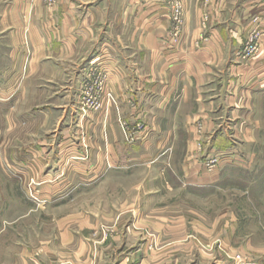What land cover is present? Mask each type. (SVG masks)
I'll return each instance as SVG.
<instances>
[{"label":"rangeland","instance_id":"rangeland-1","mask_svg":"<svg viewBox=\"0 0 264 264\" xmlns=\"http://www.w3.org/2000/svg\"><path fill=\"white\" fill-rule=\"evenodd\" d=\"M169 4L171 14L181 9L178 27L182 5ZM10 70L6 80L0 70V264L44 244L48 219L82 213L93 223L92 243L109 254L103 264L256 263L264 254V105L252 141L236 145L234 157L204 153L197 163L211 170L213 187L196 189L184 175L185 130L160 132L142 113L110 112L100 67L80 81L72 67L67 79L22 84ZM241 131L229 133L240 140ZM126 236L146 256L132 247L117 255Z\"/></svg>","mask_w":264,"mask_h":264},{"label":"crops","instance_id":"crops-1","mask_svg":"<svg viewBox=\"0 0 264 264\" xmlns=\"http://www.w3.org/2000/svg\"><path fill=\"white\" fill-rule=\"evenodd\" d=\"M176 1L182 5L178 27L169 4ZM93 66L106 73L114 98L110 112L142 113L160 132L185 130L189 187H213L211 170L197 162L205 152L218 160L234 157L236 145L252 141L258 127L256 113L264 105V0H0L4 80L11 69L21 84L25 77L59 81L73 67L74 80L80 81ZM234 128L245 138L233 137ZM89 218L82 213L48 219L54 223L45 243L15 264H103L109 254L92 243ZM130 241L122 238L117 255L134 249ZM144 248H135L134 255L142 250L146 256ZM260 262L264 254L256 263L245 258V264Z\"/></svg>","mask_w":264,"mask_h":264},{"label":"built area","instance_id":"built-area-1","mask_svg":"<svg viewBox=\"0 0 264 264\" xmlns=\"http://www.w3.org/2000/svg\"><path fill=\"white\" fill-rule=\"evenodd\" d=\"M48 2H53V0H47ZM180 15H181V9H179L178 7L173 9V13L171 14V20H173V22L175 23H179L180 22ZM246 51L249 53L250 51H252V47H247ZM217 159L214 158L213 161H216ZM235 261L237 262L236 264H245V258L242 256H237L235 258Z\"/></svg>","mask_w":264,"mask_h":264}]
</instances>
